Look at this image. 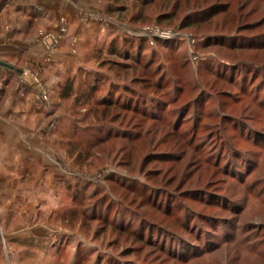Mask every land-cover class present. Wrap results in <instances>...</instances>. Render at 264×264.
<instances>
[{"label":"rangeland","instance_id":"rangeland-1","mask_svg":"<svg viewBox=\"0 0 264 264\" xmlns=\"http://www.w3.org/2000/svg\"><path fill=\"white\" fill-rule=\"evenodd\" d=\"M96 17L35 89L0 73V110L17 87L42 111L4 146L2 264H264V0Z\"/></svg>","mask_w":264,"mask_h":264},{"label":"crops","instance_id":"crops-1","mask_svg":"<svg viewBox=\"0 0 264 264\" xmlns=\"http://www.w3.org/2000/svg\"><path fill=\"white\" fill-rule=\"evenodd\" d=\"M101 4L102 0H0V62L6 61L22 70L19 77L35 89V76L44 78L46 71L47 77L52 68L66 66L64 59L69 57L66 42L69 38L83 41L88 28L97 22ZM63 26L68 29L66 33L61 32ZM55 43L59 46H53ZM23 61L20 69L19 63ZM1 67V74L12 70ZM17 89L11 88L0 110V184L4 179V146L25 147L27 143L21 141L27 131L24 124L42 114L41 108H36L30 97H22Z\"/></svg>","mask_w":264,"mask_h":264},{"label":"trees","instance_id":"trees-1","mask_svg":"<svg viewBox=\"0 0 264 264\" xmlns=\"http://www.w3.org/2000/svg\"><path fill=\"white\" fill-rule=\"evenodd\" d=\"M13 70H8V73H11V74H13ZM11 81H12V79H6L5 80V85H7V84H10L11 85ZM76 90H77V88L74 86V82H73V80H68V82L63 86V88H62V92H61V96L63 97V98H69L70 96H72L75 92H76ZM0 91H2V92H4V88H1V90ZM91 91H93V90H91ZM90 90H89V92H91ZM198 224H199V222H198ZM200 225H202V222H200ZM201 228V227H200ZM204 229V228H203ZM202 229V231L201 232H203V233H206L205 232V230H203ZM208 234V233H207ZM199 237V236H198ZM197 239H199V238H197ZM203 245H205L204 243H203ZM204 247V246H203ZM102 262L101 261H99V263L98 264H101Z\"/></svg>","mask_w":264,"mask_h":264},{"label":"built area","instance_id":"built-area-1","mask_svg":"<svg viewBox=\"0 0 264 264\" xmlns=\"http://www.w3.org/2000/svg\"><path fill=\"white\" fill-rule=\"evenodd\" d=\"M38 82V80L36 81ZM39 85H37V91H36V97L39 101L41 102H46L49 100V94L47 93L46 90H44V88L41 87V84L38 83Z\"/></svg>","mask_w":264,"mask_h":264},{"label":"water","instance_id":"water-1","mask_svg":"<svg viewBox=\"0 0 264 264\" xmlns=\"http://www.w3.org/2000/svg\"><path fill=\"white\" fill-rule=\"evenodd\" d=\"M3 65L9 67L10 69H17L14 65L12 64H9V63H5V62H2Z\"/></svg>","mask_w":264,"mask_h":264}]
</instances>
